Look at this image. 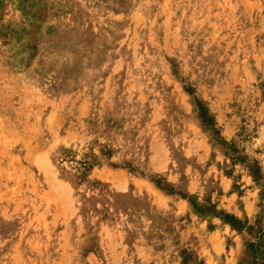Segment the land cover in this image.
Listing matches in <instances>:
<instances>
[{"label":"rangeland","instance_id":"1","mask_svg":"<svg viewBox=\"0 0 264 264\" xmlns=\"http://www.w3.org/2000/svg\"><path fill=\"white\" fill-rule=\"evenodd\" d=\"M0 264H264V0H0Z\"/></svg>","mask_w":264,"mask_h":264}]
</instances>
